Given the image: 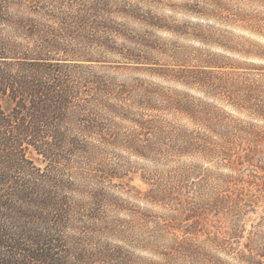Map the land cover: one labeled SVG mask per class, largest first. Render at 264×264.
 Here are the masks:
<instances>
[{
  "label": "rangeland",
  "instance_id": "1",
  "mask_svg": "<svg viewBox=\"0 0 264 264\" xmlns=\"http://www.w3.org/2000/svg\"><path fill=\"white\" fill-rule=\"evenodd\" d=\"M212 2L256 27L264 22L255 9H233L235 0ZM24 3L58 26L10 11ZM184 7L206 14L199 0ZM0 10L7 21L0 23V38L33 53L42 43L54 44L45 50L51 59L46 62L73 87L76 125L68 126L69 134L84 151L59 152L69 161L62 160L57 172L41 155L27 154L34 175H51L64 186L48 189L68 209L61 232L62 250L71 253L68 264L80 254L84 258L75 264H264V145L248 142L238 131L263 129L264 122L236 106L241 85L262 80L255 77L262 65L252 48L238 47L226 30L169 24L136 0H0ZM114 15L185 36L191 30L194 38L219 47L189 48L150 30L132 29ZM235 31L253 43L264 40L247 29ZM116 36L125 42L117 43ZM232 51L243 52L240 60L225 54ZM158 56L168 60L162 64ZM22 57L6 61L29 62ZM129 65L199 88L167 96L159 86L125 75ZM141 89L136 103L148 112L134 113L122 102ZM157 95L166 96L175 120L171 114L170 119L149 114L167 111L156 104ZM0 106L9 111L13 104L2 98ZM114 117L136 128L129 130ZM83 127L88 131L79 130ZM252 150L253 161H244Z\"/></svg>",
  "mask_w": 264,
  "mask_h": 264
},
{
  "label": "trees",
  "instance_id": "2",
  "mask_svg": "<svg viewBox=\"0 0 264 264\" xmlns=\"http://www.w3.org/2000/svg\"><path fill=\"white\" fill-rule=\"evenodd\" d=\"M2 14L0 10V23L7 22ZM50 47L54 44L42 43L33 53L0 38V99L13 104L9 111L0 106V264H68L71 257L62 250L61 240L66 203L48 189L64 186L51 175H34L27 157L33 152L41 155L54 171L62 160L65 164L69 161L59 152L67 148L69 152L84 151L69 134L68 126L76 125L70 100L73 87L68 86L61 70L47 64L51 59L45 50ZM20 55L29 62L6 61ZM252 56L264 61V49H257ZM240 92L239 110L264 122V79L241 85ZM238 131L248 142L262 140L264 145V128ZM254 153L252 150L243 160L252 162ZM72 257L74 264L84 258L82 254Z\"/></svg>",
  "mask_w": 264,
  "mask_h": 264
},
{
  "label": "clouds",
  "instance_id": "3",
  "mask_svg": "<svg viewBox=\"0 0 264 264\" xmlns=\"http://www.w3.org/2000/svg\"><path fill=\"white\" fill-rule=\"evenodd\" d=\"M136 3L141 9L150 10L153 14L164 18L169 24L179 25L188 23L191 25H199L205 32H207L209 29L226 30L232 34L238 47L240 44H242L244 49L252 48L253 53H255L257 48L264 49V40H260L257 43H253L250 39L246 38V34L244 32L235 31V29L237 28H242L253 32H258L261 36H264V22L261 23L259 30H257V27L254 23L249 22L247 20H241L236 15L218 9L217 6L212 2V0H199V7L206 10L205 15L194 14L193 12L187 10L184 7L186 3H191V0H136ZM231 7L233 9H255L261 14H264V4L261 3L247 4L240 3L238 2V0H235V2L231 4ZM10 11L14 14L19 13L20 15L26 17H31L36 20H42L44 23L50 24L53 27L58 26L57 21L44 17L42 13L37 14L32 12L28 3L22 4L19 8L12 7ZM200 17H203L204 19L201 20ZM112 18L118 22L126 23L132 29H135L137 31L150 30L154 32L157 36L162 37L167 41H175L189 48H201L213 51L212 46L219 47V45H216L214 43H205L194 38L193 32L191 30L185 36L172 31L162 30L158 28H149L147 24L141 23L140 21L132 20L123 15H114ZM227 25H230L231 27H226ZM5 28L8 32H12L11 28H8L7 26H5ZM114 38L117 40V43L125 42L121 37L116 36ZM18 39L21 42H24L23 37H19ZM193 41H199V44L193 43ZM225 54L231 56L235 60H240V55H242L243 52L232 51L225 52ZM106 55L110 54L106 53ZM193 56H195V52H193ZM112 58L117 61H120L123 64H128L127 61H121V58L119 56H114ZM158 59L161 60L162 64L164 61L168 60L167 57L163 56H158ZM261 65L264 66V61H261ZM192 66H196L195 60L192 61ZM142 67L147 68L150 66L145 65ZM135 68V65H129V71L125 73V75L130 77H140L145 81L149 82V85L159 86L162 91L167 94V96H171L174 91L190 92L189 90L192 88H199V85L194 83L189 85L183 80H176L172 77H165L161 75L149 74L147 72L135 71ZM255 77L257 79H264V68H262V70L259 72V76ZM142 96L143 90L141 89L137 92H134L132 94L131 99H126L122 103L125 108L131 109V111L134 113L148 112V109L146 107H139L136 103V101ZM201 98H204V96ZM155 102L157 105L160 106L161 109L167 108V111L151 112L149 113L150 115L169 118V115L171 114V119L175 120L176 114L174 110L170 107L169 101L166 96L157 95L155 97ZM114 119H116L119 123L125 124L129 130H134L136 128V125L129 121H121L119 117H114ZM116 150L123 152L125 155H131L130 152H127L122 148H117ZM110 190L113 191L116 195H123L122 192L116 189Z\"/></svg>",
  "mask_w": 264,
  "mask_h": 264
}]
</instances>
